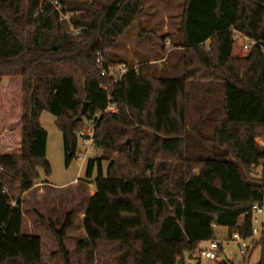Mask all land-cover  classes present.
<instances>
[{
  "label": "trees",
  "instance_id": "1",
  "mask_svg": "<svg viewBox=\"0 0 264 264\" xmlns=\"http://www.w3.org/2000/svg\"><path fill=\"white\" fill-rule=\"evenodd\" d=\"M50 1L0 0V264H44L40 237L22 231L20 209L37 168L50 173L40 113L55 116L67 165L76 132L108 101L117 112L98 119L101 154L84 167L87 179L95 176L82 214L85 236L75 245L78 264H176L214 239V226L249 240L247 261L259 247L256 264H264V233L251 236L249 213L264 200V53L233 55L231 37L232 28L264 44V0H184L181 72L138 64L109 94L96 52L110 63L107 48L148 0H55L73 13L76 33ZM202 80L218 84L220 103L205 115L211 136L193 141L208 140L220 152L191 156L185 99L188 84ZM39 220L61 264H70L64 239L72 212L59 228Z\"/></svg>",
  "mask_w": 264,
  "mask_h": 264
},
{
  "label": "rangeland",
  "instance_id": "2",
  "mask_svg": "<svg viewBox=\"0 0 264 264\" xmlns=\"http://www.w3.org/2000/svg\"><path fill=\"white\" fill-rule=\"evenodd\" d=\"M183 3L184 0H148L143 4L141 12L135 16L128 28L116 37L114 43L107 48L106 58L111 62L122 61L129 64L154 63L158 67H165L169 74H179L182 70V50L179 47L182 36L179 27ZM236 46L238 45L236 44ZM232 54L243 56L246 53L236 47L233 48ZM173 65L176 66L175 70L170 68ZM4 79L1 78L0 83ZM218 89V84L213 81L202 80L188 84L185 118L187 131L192 136V141L187 147L188 155L196 156L220 152L218 146L208 140H202L201 145H196L197 140L201 138L199 134H203L204 137H209L212 134V126L205 115H207L208 109L216 103H220ZM9 115L13 116L12 113ZM216 115L217 112L210 114L211 117ZM55 120V116L46 110L40 113L39 123L47 134L45 159L49 163L50 173L45 175L42 168L38 167V178L31 188L20 196L22 231L40 237L41 260L44 264H61L58 255L54 254L56 250L54 238L42 227L39 217L41 216L45 222H51L56 228H59L66 214L72 212L73 225L66 231L64 244L69 254L70 264H78L75 245L85 236L82 229V214L89 194L93 191L95 176L93 173L91 178L85 177V162L90 158L99 157L101 152L91 148L85 153L83 161L75 155L66 165L62 135ZM204 148L207 153L202 150ZM76 151H82L78 140ZM102 165L104 168L106 162H103ZM253 169L256 171V175L262 172L260 166ZM73 180L75 181L73 182ZM237 223H240V220ZM230 234L232 233L228 230L218 231L215 237L221 240ZM207 246L206 242L199 243L195 251L185 252L182 260H177L176 264H256L260 256L259 247H255L250 252L247 261L238 253L236 244L230 242L229 248L225 252H217L216 259L209 260L200 255V250ZM93 264H99L96 258Z\"/></svg>",
  "mask_w": 264,
  "mask_h": 264
},
{
  "label": "built area",
  "instance_id": "3",
  "mask_svg": "<svg viewBox=\"0 0 264 264\" xmlns=\"http://www.w3.org/2000/svg\"><path fill=\"white\" fill-rule=\"evenodd\" d=\"M50 3L58 13L59 20L64 21L73 31V33H76L79 30V28L74 27L69 20L70 16L73 13L63 12L61 6L55 0H51ZM231 37L234 42L233 46L235 47V45L237 44L238 46L236 47L242 52H245L246 54L252 48H257L262 53H264V44H262L259 40H255L248 37L239 30L231 28ZM166 43H168V41H166ZM95 63L97 69L99 70L100 75L104 77L106 80L105 83L101 84V88L107 91L108 94H109L108 90L114 85L119 84L121 82L122 77L126 73L130 71L137 72L138 69V64H129L122 61L109 63L105 58H103L100 52H96ZM115 112H117L116 105L108 101L101 110L95 112L91 118L86 119L84 121L83 128L76 132V141L78 140L80 146L82 147V151L75 150V155L77 158L83 161L85 153L89 149L94 148V132L97 121L100 118V116L105 113H115ZM249 213H250V222L252 225L251 236L257 237L261 233H264V200L252 204ZM238 220H240L241 223L242 216ZM240 223L237 224L240 225ZM230 242H234L236 244L239 254H241L243 257L246 256L250 247L249 240L241 238L236 232L230 234L229 236L221 240L215 237L214 239L207 241L206 243L208 246L200 250V255L203 258L214 260L216 259L217 252H225L229 248Z\"/></svg>",
  "mask_w": 264,
  "mask_h": 264
},
{
  "label": "crops",
  "instance_id": "4",
  "mask_svg": "<svg viewBox=\"0 0 264 264\" xmlns=\"http://www.w3.org/2000/svg\"><path fill=\"white\" fill-rule=\"evenodd\" d=\"M75 180H73V182H74ZM93 193V191H91L90 192V194H89V196L91 195ZM216 230H218L219 232H223L224 230H228L226 227H223V226H214V234H215V236H216V233L218 232V231H216Z\"/></svg>",
  "mask_w": 264,
  "mask_h": 264
},
{
  "label": "water",
  "instance_id": "5",
  "mask_svg": "<svg viewBox=\"0 0 264 264\" xmlns=\"http://www.w3.org/2000/svg\"><path fill=\"white\" fill-rule=\"evenodd\" d=\"M85 107H86V103H83V105H82V107H81V110H80V116L77 117L78 120L81 119V115L84 113V111H85ZM128 143H129V140L126 141V144H128Z\"/></svg>",
  "mask_w": 264,
  "mask_h": 264
}]
</instances>
